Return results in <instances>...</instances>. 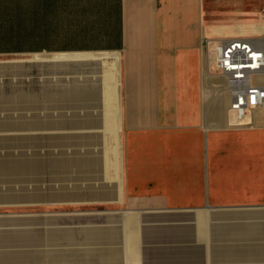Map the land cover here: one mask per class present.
<instances>
[{"label":"crops","instance_id":"obj_1","mask_svg":"<svg viewBox=\"0 0 264 264\" xmlns=\"http://www.w3.org/2000/svg\"><path fill=\"white\" fill-rule=\"evenodd\" d=\"M237 36L264 40V0H25L34 58L109 56L106 129L117 132L116 111L123 132L117 159L110 139L74 157L54 202L29 184L32 210L0 213V264H264V105L236 120L210 69L215 41ZM101 82L74 91L96 98L84 117L42 129L104 130Z\"/></svg>","mask_w":264,"mask_h":264},{"label":"rangeland","instance_id":"obj_2","mask_svg":"<svg viewBox=\"0 0 264 264\" xmlns=\"http://www.w3.org/2000/svg\"><path fill=\"white\" fill-rule=\"evenodd\" d=\"M24 11L25 0H0V213L30 212L32 209L25 204L28 192L30 196L32 194L31 188L27 189L29 184L44 182L51 191L50 201L56 200L59 182H65L68 187L74 180V157L79 159L87 154L105 153L106 141L110 139L113 143L110 150L117 159L120 156L117 143L122 141L123 130L115 109L113 124L117 132L106 129L109 119L105 115L103 91L109 67L105 61L109 56L79 61L89 59L83 57L93 53H50L35 55V59L25 49ZM11 16H14V25L11 24ZM63 55H70L73 59ZM110 56L115 58V80H118V55ZM213 65L214 62L211 65L214 69ZM100 80L104 130L42 129L57 122L64 126L72 125L74 118L84 117L96 98L83 97V92L74 97V91L98 89ZM222 100L220 96L219 102ZM156 127L148 126L147 129L158 131ZM58 158L65 160V179L58 176ZM70 209L74 210V207ZM47 210L55 212L59 207L51 203ZM17 218L23 223L19 230L25 232L27 216L17 215ZM56 231L51 229V233Z\"/></svg>","mask_w":264,"mask_h":264},{"label":"built area","instance_id":"obj_3","mask_svg":"<svg viewBox=\"0 0 264 264\" xmlns=\"http://www.w3.org/2000/svg\"><path fill=\"white\" fill-rule=\"evenodd\" d=\"M212 59L225 78L229 108L236 120L264 105V40L259 37H224L215 41Z\"/></svg>","mask_w":264,"mask_h":264},{"label":"bare ground","instance_id":"obj_4","mask_svg":"<svg viewBox=\"0 0 264 264\" xmlns=\"http://www.w3.org/2000/svg\"><path fill=\"white\" fill-rule=\"evenodd\" d=\"M207 53H208V52H207ZM62 54H63V53H62ZM60 56H62V55H60ZM69 56H70V55H69ZM53 57H54V56H53ZM63 57H65V55H63ZM70 58H71V57H70ZM210 59H211V65H212V63H213L214 61L212 62V55H211V53H210ZM213 66H214V65H213ZM210 69H211V70H214V69H216V68H215V66H214V69H213L212 66H211ZM211 75L216 76V74H212V73H211ZM214 79H215V78H214ZM216 79H217V78H216ZM214 81H216V82H221V81H220V78H218V80H214ZM222 91L224 92L225 89H222Z\"/></svg>","mask_w":264,"mask_h":264}]
</instances>
